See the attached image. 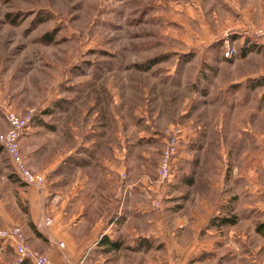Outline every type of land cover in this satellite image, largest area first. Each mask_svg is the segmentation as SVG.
Here are the masks:
<instances>
[{
	"label": "rangeland",
	"instance_id": "1",
	"mask_svg": "<svg viewBox=\"0 0 264 264\" xmlns=\"http://www.w3.org/2000/svg\"><path fill=\"white\" fill-rule=\"evenodd\" d=\"M261 33L264 0H0V133L12 128L10 115L20 122L33 115L18 131L29 169L31 128L46 130L38 138L47 139L50 154L58 153L60 139L78 138L70 160L82 167L92 166L109 140L132 143V152L146 154L156 183L182 193L151 201L147 218L168 229L187 221L203 191L213 200L214 192L233 189L263 197ZM177 129L181 144L187 141L172 165L180 180L162 185L159 163L168 133ZM180 149L190 157L175 171ZM34 173L44 177L42 187L27 185L0 146V230L19 229L25 245L52 264L21 227L1 226L24 214L26 187L56 190L57 172L50 180ZM0 242L9 254L11 241Z\"/></svg>",
	"mask_w": 264,
	"mask_h": 264
},
{
	"label": "crops",
	"instance_id": "2",
	"mask_svg": "<svg viewBox=\"0 0 264 264\" xmlns=\"http://www.w3.org/2000/svg\"><path fill=\"white\" fill-rule=\"evenodd\" d=\"M45 131H28L27 164L49 180L57 172V188L26 187L28 192L21 193L24 214L1 226L21 227L29 245L52 264H99V259L107 264H264V196L233 189L227 194L213 191V200L215 195L203 191L200 204L189 207L187 221L168 229L164 222L147 218L155 209L151 201L167 194L180 198L182 193L156 183L155 175L146 172L144 152H132V143L124 140H109L107 151L90 159L92 166H76L70 156L79 149L78 138L72 144L60 139L58 153L50 154L47 139L38 138ZM189 157L180 149L175 171ZM170 179L169 185H175L180 177L172 174ZM192 192L191 202L196 198ZM47 218L53 221L50 226ZM3 246L0 242V264H13L14 248L8 254Z\"/></svg>",
	"mask_w": 264,
	"mask_h": 264
},
{
	"label": "built area",
	"instance_id": "3",
	"mask_svg": "<svg viewBox=\"0 0 264 264\" xmlns=\"http://www.w3.org/2000/svg\"><path fill=\"white\" fill-rule=\"evenodd\" d=\"M258 38L264 42V34H259ZM32 116L33 115H29L26 119L20 122L13 115H10L8 119L12 125V128L6 134L0 133V146L6 148L15 166L16 173L27 185L42 187L45 184L44 177L32 172L26 166L21 157L20 145L18 142V131L30 123ZM170 131L171 133H168V138L165 144L166 146L162 153L158 168V182L162 185L167 182L172 175V165L175 157L179 152L180 144L182 141V133L180 130L177 129V131ZM47 224L50 225L51 221L48 220ZM0 240L4 242L11 241L14 250L16 251L19 264H23L26 262H30L32 264H49L46 257L39 255L25 245L24 236L19 229L14 228L11 230H0ZM61 246H63V244H61Z\"/></svg>",
	"mask_w": 264,
	"mask_h": 264
}]
</instances>
